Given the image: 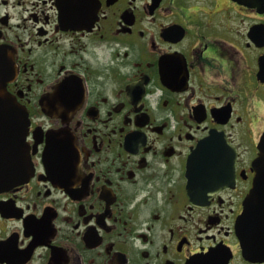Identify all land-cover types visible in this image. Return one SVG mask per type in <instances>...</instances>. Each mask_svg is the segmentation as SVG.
I'll list each match as a JSON object with an SVG mask.
<instances>
[{
	"label": "flooded vegetation",
	"instance_id": "obj_1",
	"mask_svg": "<svg viewBox=\"0 0 264 264\" xmlns=\"http://www.w3.org/2000/svg\"><path fill=\"white\" fill-rule=\"evenodd\" d=\"M243 1L0 0L33 167L0 190V264H264L241 222L264 203V4Z\"/></svg>",
	"mask_w": 264,
	"mask_h": 264
},
{
	"label": "water",
	"instance_id": "obj_2",
	"mask_svg": "<svg viewBox=\"0 0 264 264\" xmlns=\"http://www.w3.org/2000/svg\"><path fill=\"white\" fill-rule=\"evenodd\" d=\"M249 5H263L264 1H243ZM14 68L4 52H0V190L27 180L32 172L31 157L26 144L28 127L27 112L9 93L7 85ZM258 179L264 186V137L258 160ZM264 194V187L262 189ZM257 190L249 195L242 225L251 243L250 252L264 250V203L257 206ZM249 228H252L251 231ZM260 242L259 245H256Z\"/></svg>",
	"mask_w": 264,
	"mask_h": 264
}]
</instances>
